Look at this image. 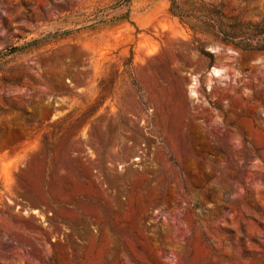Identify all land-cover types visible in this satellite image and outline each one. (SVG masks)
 Here are the masks:
<instances>
[{
  "label": "rangeland",
  "instance_id": "1",
  "mask_svg": "<svg viewBox=\"0 0 264 264\" xmlns=\"http://www.w3.org/2000/svg\"><path fill=\"white\" fill-rule=\"evenodd\" d=\"M169 7L0 0V264H264V55Z\"/></svg>",
  "mask_w": 264,
  "mask_h": 264
},
{
  "label": "trees",
  "instance_id": "2",
  "mask_svg": "<svg viewBox=\"0 0 264 264\" xmlns=\"http://www.w3.org/2000/svg\"><path fill=\"white\" fill-rule=\"evenodd\" d=\"M169 14L176 18L194 36L201 35L215 42L232 46L242 51L259 52L264 55V20L260 22L240 21L227 17L222 7L206 4L199 0H169ZM65 33L47 38H57ZM44 39L28 44L35 46ZM199 53L212 60V54L199 49Z\"/></svg>",
  "mask_w": 264,
  "mask_h": 264
}]
</instances>
